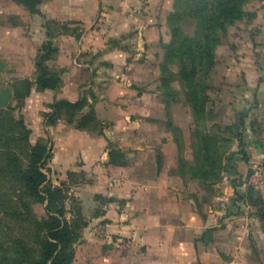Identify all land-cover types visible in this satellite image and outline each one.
Instances as JSON below:
<instances>
[{
	"label": "rangeland",
	"instance_id": "obj_1",
	"mask_svg": "<svg viewBox=\"0 0 264 264\" xmlns=\"http://www.w3.org/2000/svg\"><path fill=\"white\" fill-rule=\"evenodd\" d=\"M14 1L17 0H0V25L18 20L10 14L12 11L23 10L24 6L19 7L22 3L17 5ZM174 2L143 1L144 7L148 6L155 14L158 11L163 16L159 17L162 23L151 26L146 48L143 49V41L141 43L140 40V29L111 40L119 45L132 42L138 46V60L147 62L145 66L138 67L139 75L144 74L150 81H132L122 87L114 80L112 82V78L116 79L114 71L109 75L104 70L99 73L102 83L96 84L98 88L93 85L83 87L79 98L83 105L63 108L56 118L55 122L62 118L60 122H69L93 137L106 136L113 124L118 123L117 120L126 122L123 128L138 124L137 129L121 134L126 138L109 140V157L106 161L108 169L103 168L101 175L85 169L69 171L68 176L59 173L55 164V158L59 159V155L54 152V144L48 137L47 144L51 153L44 168L48 181L65 189L69 217L80 210L87 221L75 243L72 264H108V260L110 264H264V218L258 213L255 202L258 197L264 202V183L261 181L264 177V163L255 161L249 139L251 132L247 126L249 119L244 118L245 123L238 125L244 112L242 108H248L251 104L246 95L253 91L246 90L241 82L227 80L223 74L228 50L235 49L237 39H241L250 20L244 18L222 34L208 72L195 78L197 84L202 77L205 79V88L201 94L206 99L208 117L204 121L199 115L195 117L189 86L181 77L180 62L174 59L176 54L170 53L172 57L175 56L171 61L166 58L167 46L172 39L169 16L174 10ZM53 22H56L52 24L56 34L59 31L70 33L71 28L78 35L82 34L80 25H75V28L70 27L69 23ZM194 29V20H188L186 33L192 34ZM130 35L131 41L128 38ZM13 42L8 45L2 41L0 34V88L10 87L13 90L11 103L15 106L20 104L15 114L21 116L26 96L17 97L16 92L25 95L27 81H32L34 85L38 79L40 73L36 62L39 56H35L33 51H26L25 54L21 45L16 40ZM99 55L101 53L85 49L80 59H97L98 64ZM109 64L106 62L105 66ZM96 69L91 72V76L96 74ZM105 75L114 83L111 90L109 84H105ZM110 91L122 95L116 100V105L128 107V100L135 104L134 98H137V107L134 106L132 110L130 107L125 110L118 107L117 114L101 118L97 104L102 102V106L104 103L101 96L109 98ZM103 110L100 108L101 112ZM34 112L29 110L28 113L34 115ZM100 115L105 116L102 113ZM43 118L48 119V116L43 114ZM80 121L82 127L78 126ZM231 124L238 125L243 134L242 150L235 136L236 126L230 127ZM197 127L223 137L225 156L221 157L222 168L218 178L211 181L200 180L193 172L196 159L200 161L204 154L195 133ZM255 127L256 124H253L254 131ZM39 133L31 137L33 142L40 137ZM137 133L138 136H134ZM114 134L117 135V132L114 131ZM143 150L152 151V155L147 163L139 162V166L146 172L152 168V173L141 175L139 169L137 183L135 181L130 184L127 180L137 168L134 162ZM108 164L120 166V169L115 174L112 165L110 167ZM126 166L127 169L123 170ZM108 175L118 176L119 187L126 186L129 189L126 196L109 195L113 187L110 181L113 179H109ZM120 178L125 179V182ZM168 187L173 189L174 195L169 193ZM252 190L256 197L251 200L248 193ZM128 200L134 202L132 207H127ZM116 203L120 206V223L125 227L108 229L105 221L99 218L105 205ZM45 206L43 202L33 204L39 216L46 213Z\"/></svg>",
	"mask_w": 264,
	"mask_h": 264
},
{
	"label": "crops",
	"instance_id": "obj_2",
	"mask_svg": "<svg viewBox=\"0 0 264 264\" xmlns=\"http://www.w3.org/2000/svg\"><path fill=\"white\" fill-rule=\"evenodd\" d=\"M143 1L42 0L39 11H33L25 4L14 1L17 5H22L19 7L24 6L23 10L12 11L10 14L18 20L11 24L6 25L3 23L0 25L2 41L10 45L16 40L21 45L24 53L33 51L35 56H39L43 50V45L48 40H51L53 46L58 49V52L48 60V63L52 72L60 77V85L57 88L39 89L36 79L30 93L25 97L22 114L33 130L31 137L40 131V137L37 141L47 143L48 137L51 138V143L55 147L54 152L59 155V159L55 158L59 173L68 176L69 171L85 169L98 172L101 175L103 168L108 169L106 161L109 157L107 156L109 140L115 141L119 137L124 139L126 138L125 135L121 136V134L127 130L133 131L134 128L137 129L138 127V124H134V126L126 125L129 129L127 127L123 128V123L126 122L117 120L118 123L113 124L110 133H106L107 137H93L87 134L86 130L77 129L69 122H60L63 120L62 118H59L55 123H50L49 119L56 113V104L59 100L76 102L81 97L83 87L89 88L93 85L98 88L96 84L99 85L102 81L99 73L104 70H107L109 75L114 71L116 79L112 78V82L114 80L122 87L131 84L132 81H150L144 77V74L139 75L138 67L145 66L147 62L144 63L138 60L136 54L138 46L132 42L129 45H119L111 41L130 33L132 30L140 29V40L141 43L143 41V49L146 48L145 43L149 41L148 33L151 26L162 23L159 17L163 16L158 11L155 14L152 8H148V6L144 7ZM145 2L151 3L154 0H145ZM247 5L246 9L255 11L256 15L249 21L248 28L243 31L241 39H237L235 49L228 50L229 54H227L223 74L227 77V80L236 83L241 82L243 87L247 88L246 90L253 91L246 95L251 104L248 108L243 107L242 110L247 116L246 119H249L247 126L251 132L249 139L251 140V149L255 161L264 163V0H253ZM53 21L69 23L70 27L80 25L82 34L78 35L74 28L70 29V33L59 31L56 34L52 25L56 22ZM128 38L131 41V35ZM132 47H134V53ZM139 47L141 48V46ZM85 49L95 51L96 54L101 53V56L98 57L100 60L98 64L96 63L97 59H92V61L80 59L81 53ZM25 54H23L24 59H26ZM106 62L110 64L105 66ZM123 68H125L124 71ZM94 69H96V74L91 76ZM107 75H105V84H109L111 90L114 83L108 80ZM119 96L122 95L112 91H110L109 98L105 95L101 96L104 104L102 106H100L102 102L97 104V111L101 118H109L113 114H117L118 107L124 110L129 107L131 110L134 106L137 107V98H134L135 104L131 103L129 99L128 107L116 105L115 102ZM100 108L104 110L101 112ZM29 110H34L35 114L30 115ZM101 113L105 116H101ZM43 114L47 115L48 119H44ZM41 122L43 123L42 126ZM253 124H256L254 128L256 132L253 130ZM114 131L117 132V135L114 134ZM256 133L259 135L258 137ZM135 135L138 136V133ZM134 139L137 141L136 137ZM151 155L152 151L143 150L141 156L136 157L134 163L137 165L134 164V167L137 166V168H135V171L133 170V174L131 173L132 175L127 180L130 184L135 181L137 183L139 169L141 175L146 173L148 176V172L152 173V168L146 172L147 170L144 171L141 169V165L139 166V162L147 163ZM111 165L114 168L113 172L116 174L120 166H114L113 164L109 166L111 167ZM122 169H127V166ZM108 177L113 179L110 181V185L113 187L110 189L109 195L126 196L129 189L126 186L119 187V183H117L118 176L108 175ZM120 179L123 183L125 182V179ZM168 190L171 195H174L172 194L173 189L168 187ZM133 203L132 200H128L127 207H132ZM119 207L117 203L104 206L103 214L99 219L105 221V227L108 229L118 226L125 227L123 223H120ZM108 264H110V260H108Z\"/></svg>",
	"mask_w": 264,
	"mask_h": 264
},
{
	"label": "trees",
	"instance_id": "obj_3",
	"mask_svg": "<svg viewBox=\"0 0 264 264\" xmlns=\"http://www.w3.org/2000/svg\"><path fill=\"white\" fill-rule=\"evenodd\" d=\"M17 1L33 11H39L42 3V0ZM251 1L253 0L174 2V10L169 16L172 39L167 46L166 58L171 61L175 56L172 57L170 53L176 54L174 59L180 62L181 77L189 86L195 117L199 115L204 121L208 117L206 99L201 94L205 88V79L202 77L197 84L195 78L208 72L222 34L236 22L255 17L256 12L245 7ZM191 19L195 22V29L192 34H187V23ZM57 52L58 49L51 40L43 45L37 60L39 89L57 88L60 85V77L52 72L48 63ZM32 84V81H27L25 95H18L15 91L17 97L27 96ZM81 100H59L50 123H55L63 108L83 105ZM12 104L7 108H0V264H72L75 243L87 221L80 210L69 217L65 189L50 183L44 170L51 153L48 144L32 141V128L23 114H15L20 104ZM245 116L244 113L241 115L238 125L245 123ZM72 120L70 117V121ZM232 125L234 124L230 127ZM238 125H234L237 129L235 136L242 150L243 134ZM78 126H83L82 121ZM195 133L204 154L200 161H195L194 175L203 181L214 180L218 178L222 168L221 157L225 156L223 137L216 132H204L199 127ZM112 163L117 164L115 161ZM254 196L253 190L248 193L251 200ZM36 202L46 203V213L43 216L35 212L33 204ZM255 202L258 213L264 218V202L259 197Z\"/></svg>",
	"mask_w": 264,
	"mask_h": 264
},
{
	"label": "water",
	"instance_id": "obj_4",
	"mask_svg": "<svg viewBox=\"0 0 264 264\" xmlns=\"http://www.w3.org/2000/svg\"><path fill=\"white\" fill-rule=\"evenodd\" d=\"M13 98V90L10 87L0 88V107L8 106Z\"/></svg>",
	"mask_w": 264,
	"mask_h": 264
},
{
	"label": "built area",
	"instance_id": "obj_5",
	"mask_svg": "<svg viewBox=\"0 0 264 264\" xmlns=\"http://www.w3.org/2000/svg\"><path fill=\"white\" fill-rule=\"evenodd\" d=\"M262 183H264V177L261 178Z\"/></svg>",
	"mask_w": 264,
	"mask_h": 264
}]
</instances>
